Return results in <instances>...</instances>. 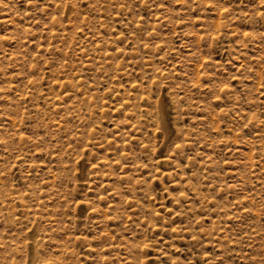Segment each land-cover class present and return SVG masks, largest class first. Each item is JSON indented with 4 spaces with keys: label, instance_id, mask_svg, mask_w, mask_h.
Masks as SVG:
<instances>
[{
    "label": "rangeland",
    "instance_id": "obj_1",
    "mask_svg": "<svg viewBox=\"0 0 264 264\" xmlns=\"http://www.w3.org/2000/svg\"><path fill=\"white\" fill-rule=\"evenodd\" d=\"M0 264H264V0H0Z\"/></svg>",
    "mask_w": 264,
    "mask_h": 264
},
{
    "label": "bare ground",
    "instance_id": "obj_2",
    "mask_svg": "<svg viewBox=\"0 0 264 264\" xmlns=\"http://www.w3.org/2000/svg\"><path fill=\"white\" fill-rule=\"evenodd\" d=\"M162 161V160H161Z\"/></svg>",
    "mask_w": 264,
    "mask_h": 264
}]
</instances>
